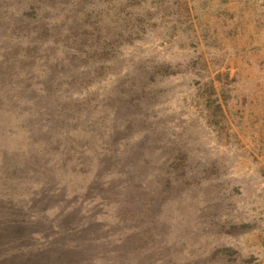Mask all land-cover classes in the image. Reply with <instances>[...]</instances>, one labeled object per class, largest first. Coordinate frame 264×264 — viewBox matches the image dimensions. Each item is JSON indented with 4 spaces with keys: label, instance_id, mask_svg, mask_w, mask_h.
I'll return each mask as SVG.
<instances>
[{
    "label": "rangeland",
    "instance_id": "rangeland-1",
    "mask_svg": "<svg viewBox=\"0 0 264 264\" xmlns=\"http://www.w3.org/2000/svg\"><path fill=\"white\" fill-rule=\"evenodd\" d=\"M0 264H264V0H0Z\"/></svg>",
    "mask_w": 264,
    "mask_h": 264
}]
</instances>
